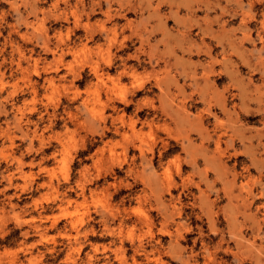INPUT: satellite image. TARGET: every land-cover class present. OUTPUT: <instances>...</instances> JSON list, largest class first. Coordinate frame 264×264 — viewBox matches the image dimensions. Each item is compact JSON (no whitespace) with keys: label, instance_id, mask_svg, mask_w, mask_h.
Listing matches in <instances>:
<instances>
[{"label":"clouds","instance_id":"1","mask_svg":"<svg viewBox=\"0 0 264 264\" xmlns=\"http://www.w3.org/2000/svg\"><path fill=\"white\" fill-rule=\"evenodd\" d=\"M60 2L65 4L64 14H70L68 9L72 5L69 4V0H56L52 8H56ZM3 3L10 4L14 18L24 23L32 16H36L38 20L39 10L35 6L40 3L46 4L47 0H3ZM165 3L171 5L167 14H179L182 9L190 15L203 12L205 17L213 21L217 30L224 29L227 25L226 31L230 33L233 43L244 52L246 66L252 69L243 74L248 82L246 101H241L239 93L233 98L231 91L225 97V107L233 113L235 130L228 126L227 120L224 129L216 127V122L222 117L218 112L209 109L200 122L205 134H192L188 130L195 121L183 115L184 101L191 96V92L187 90V82L180 86L184 89L181 94L180 89L175 85H160L163 89L161 93L152 80L147 78L142 81L137 80V77H147L149 73L153 74L154 80V74L161 70L156 62L157 58L148 56L150 46L156 43L153 39L156 34L150 29L146 30L149 34L145 37L144 51H140L137 48V37L128 32L127 13H137V21H139L140 17H144V13L148 12L149 17H144L148 20L153 14L160 15L158 8ZM114 5L118 7L114 8ZM186 5L189 7H185ZM104 6L107 7L110 19L103 23L108 27L86 36H76L70 44L66 41L62 49L66 53L68 47L79 49L92 41V55L87 57L86 62L99 66L96 73L97 76L103 77V80L97 84L94 82L96 76L91 72L83 74L79 68L76 69V74L81 80L79 86L86 90L98 88L102 99L96 100L94 105L84 103V100L88 99L87 96H81L78 102H73L72 92L76 87L73 85L74 78H69L67 73L64 76L50 77L59 85L68 87V94L65 97L68 103L59 104L57 97L56 102L49 106L42 100L43 107L35 121L37 128L49 129L50 135L55 134L51 129L59 122L60 132L63 134L67 130L75 141L68 160L72 182L65 183L61 179L56 185L61 190V201L66 202L70 198L69 194L75 192L78 197L88 199L91 204V197L85 196L84 191L78 189V184L95 195L106 194L110 198L111 206L119 209L120 214L115 218L104 216L102 226L106 224L112 227L116 225L117 219L119 225H124L125 231L128 230L129 224L135 225L133 256L128 258L127 264H143L135 255L136 250L141 248L150 249V254L158 264H210V261L211 264H241L238 257L233 256L232 260H229L223 255L232 253L234 245L235 251L241 254L247 264H264V91H260L264 89V0H88L87 4L85 0H75V10L82 19H90L93 15L103 13ZM21 7L25 9L24 13H21ZM6 14L7 10L0 7V21H3ZM121 19L125 23L120 24ZM233 21L240 23H232ZM53 31L75 35L74 29L65 28L63 25ZM94 35H99L101 39L92 40ZM109 37L113 39L111 50H109ZM53 47L58 48L60 45L54 44ZM212 47L215 45L213 44ZM98 48L106 52L104 60L95 55ZM230 54V50L226 49L224 55ZM2 56L0 50V69L4 68L5 63ZM174 62V58H169V67ZM109 69L114 72L112 80L124 89L120 96L110 91ZM257 74L260 79L254 80L253 77ZM3 76L4 72L0 71V82ZM41 87L47 90V85ZM5 102L6 98L0 99V115H7L4 111ZM195 104L196 101H193L188 106L189 111L203 114L204 109L195 107ZM48 107L52 108L51 112L47 111ZM93 107L97 109L96 118L90 111ZM249 117L254 120L250 121ZM204 120L207 121L206 124ZM81 122L86 123L85 128L79 127ZM88 128L95 131L89 132ZM234 132L241 133L242 138L240 135L233 138ZM222 133L223 138H220ZM176 135L185 137L181 141L184 148L190 144L196 146L203 144V155L189 164V172L180 173V179L183 180L186 175H191L190 187L197 188L214 198L213 204L217 216L222 214V189L216 188L215 178H209L204 174V169L209 166H223L228 170L229 176L240 175L244 180H248L253 175L252 170L256 171V183L250 186L256 191L250 190L246 196L241 194L242 199L247 200V207L242 209L238 221L231 229L221 227L220 222L215 218L206 227L201 198L197 193L189 191L183 183L175 185L176 195H171L165 189V169H169L173 177L176 176V168L170 161L175 160L178 155L181 164L191 159L188 153H182L180 148L172 144V137ZM27 138L26 133L25 139ZM218 142L224 145L223 158L215 148ZM106 145L108 147H105ZM115 145L122 147H115L114 154H110L109 148ZM48 146L52 147L51 144ZM102 148L104 151L101 157ZM60 152L61 149L55 147L51 155H41L40 149L33 148L29 144L28 151L24 155L33 153L39 155L38 164L33 156L34 166L43 167L47 160L55 163ZM242 154L245 155L244 159L240 158ZM241 169L246 171L241 172ZM84 170H87L89 180L93 182L91 186L81 180L79 174ZM141 177L148 182L150 190L141 186ZM6 179L8 177L0 173V183ZM236 189H239V185H236ZM5 190L0 188V195H3ZM27 190L29 193L33 191L30 187ZM144 194L148 195V199L146 201L141 199L137 205V197ZM253 204H255L254 208ZM3 206H6L5 201L0 200V239L13 232L14 229L9 228L8 224L24 229L13 237V240H18L15 248L18 253L15 256V264H35L32 252L41 241L29 242V240L41 232H46L47 229H41L33 222L31 213L34 209L31 204H26L19 213L15 211L18 206L13 205L7 214H4ZM132 206L142 207L148 213L154 208L165 207L169 217L165 231L171 233V239L162 242L155 239L152 234L146 235L145 226L139 221L132 220L130 214L125 213V209H130ZM44 211L45 209L41 207L40 212ZM49 211L55 215L56 208L52 207ZM18 215L22 217L19 220L16 219ZM151 219L153 228H157L162 222L159 216H152ZM119 225L116 226V231H119ZM93 230L94 225L89 224L86 231ZM178 230L180 238H183L186 232L191 233V238L183 245L177 238ZM213 237L216 238L215 241ZM112 244L116 246L117 242L114 240ZM104 260L105 264H111L107 256ZM82 264H88V261H82Z\"/></svg>","mask_w":264,"mask_h":264},{"label":"rangeland","instance_id":"2","mask_svg":"<svg viewBox=\"0 0 264 264\" xmlns=\"http://www.w3.org/2000/svg\"><path fill=\"white\" fill-rule=\"evenodd\" d=\"M55 2L56 0H47L46 4H37L35 7L39 10V19L32 16L28 21L20 23L17 18H14L11 5L4 4L3 0H0V7L7 10L3 21H0V50L3 53L2 59L5 61L4 68L0 69L4 72L3 80L0 82V99L6 98L4 111L7 113V115H0V173L8 177L3 183H0V188L6 189L3 195H0V200L5 201L6 205L3 206V212L7 214L13 205L18 206L15 209L17 213L26 204L33 206L34 210L31 213L33 222L38 224L41 229H47L46 232H41L29 240V242L41 241L32 252L35 264H82V261H88V264H105V256L109 258L111 264H127L128 258L133 256L135 225L129 224L128 230L125 231L124 225H119L117 219L116 225L112 227H108L106 224L102 226V218L104 216L118 217L119 209L111 206L110 198L106 194L95 195L88 192L87 188H81L79 184L77 185L78 189L84 191L85 196L91 197V204L88 199H81L75 192L69 194L70 198L66 202H62L60 199L61 190L56 185L60 183L61 179L65 183L72 182L73 177L69 173L68 160L75 141L67 130L63 134L60 132L59 122L51 129L55 133L54 135L49 134V129L41 130L35 126V121L43 107L42 100L49 106L56 102L57 97H59V104L68 103L65 98L68 94V87L59 85L55 79H50V77L64 76L67 73L69 78H74L73 85L76 87L72 92L73 102H78L81 96L88 97L84 100L86 105L89 103L94 105L96 100L102 99L98 88L86 90L79 86L81 80L77 78L76 74V69L79 68L83 74L91 72L93 76H96L95 83L100 84L103 80V77L97 76L96 73L99 66L86 62L87 57L92 55V41L79 49L68 47L66 53L62 49L66 41L70 44L76 36H86L103 31L108 27L103 23L110 19L107 7L104 6L103 13L93 15L90 19H82L75 10V0H69V4L72 5L68 9L70 14H64L65 4L63 2L58 3L56 8H52ZM85 3L87 4L88 0H85ZM113 7L117 8L118 6L114 5ZM170 7L169 3L161 5L158 8L160 15L153 14L148 20L144 19V17H149L148 12H145L144 17H140L139 21H137V13H127L128 32L137 37V48L140 51H144L145 37L149 34L146 30L150 29L156 34L153 37L156 43L150 46L148 56L157 58L156 62L161 70L154 74V80L152 73H149L147 77H137V80L142 81L145 78L152 80L161 93H163V89L160 85H175L180 89L181 94L184 89L180 86L187 82V90L191 92V96L184 101L183 115L185 118L195 121L192 128L188 130L192 134H205L200 122L202 116H206L209 109L218 112L222 117L216 122V127L224 129L227 120L228 126L235 130L236 125L232 120L233 113L225 107V97L231 91L233 98L239 93L241 101H246L248 82L243 74L252 71V69L246 66L244 52L233 43L230 33L226 31L227 25L224 26V29L217 30L213 21L205 17L203 12L190 15L182 9L179 14H167ZM185 7H189V5ZM49 9L52 10L49 11ZM20 11L24 13L25 9L21 7ZM119 23L123 24L125 21L121 19ZM232 23H240V21ZM61 25L74 29L75 35L72 36L63 31H53ZM99 39H101L99 35L92 37V40ZM108 43L109 50H111L112 37H109ZM54 44H58L60 47H53ZM213 44L215 47H212ZM245 47L248 46L245 45ZM226 49L230 50V55H224ZM95 55L102 60L106 58V52L99 48L96 49ZM169 58L175 60L171 67L168 65ZM108 71L111 82L110 91L117 96L122 95L124 89L112 80L113 70L109 69ZM253 79L259 80V74ZM177 81L179 82L177 83ZM41 85H47V90ZM260 91H264V89ZM193 101H196L195 107L204 109L203 114L189 111L188 106ZM47 111L51 112L52 108L48 107ZM90 111L96 118L97 109L93 107ZM69 119H72L71 115ZM248 119L254 120L251 117ZM204 123L206 124L207 121L204 120ZM79 127L85 128L86 123L81 122ZM87 130L95 131L92 128ZM26 133L27 139H25ZM223 135L222 133L220 138H223ZM237 135L242 138L241 133L235 132L233 138ZM184 138L181 135L173 136L172 144L180 148L182 153H188L191 159L181 164L178 155L175 160L170 161L176 168V176L173 177L171 171L165 169V189L171 195H176L175 185L183 183L189 191L197 193L201 198V209L204 210L206 227L215 218L220 222L221 227L231 229L238 221L242 209L247 207V200L242 199L241 194L246 196L250 190L256 191L254 187L250 188L256 183V171L252 170L253 175L248 180H244L240 175L229 176L228 170L223 166H209L204 169V174L209 178H215L216 188L222 189V214L217 216L213 204L214 198L207 196L205 192L199 191L197 188L190 187L191 175H186L183 180L180 179V173L189 172V164L195 162L198 156L203 155V144L200 146L190 144L184 148L181 145ZM29 144L33 148L40 149L41 155H51L55 147H59L61 152L55 163L52 160H47L43 167H36L33 156H35L37 164L40 161V156L35 153L24 155L28 151ZM49 144L52 147H49ZM115 147L122 146H112L109 148L110 154H114ZM223 147L224 145L219 142L215 145L221 158L225 156L222 151ZM103 151V148L100 149L101 157ZM240 158L244 159L245 155L242 154ZM205 159L208 158L205 157ZM240 171L246 170L241 169ZM79 175L84 184L91 186L93 182L89 180L87 170ZM140 182L142 187L150 190V185L142 177ZM236 185H239L238 190ZM29 187L33 189L31 193L27 190ZM141 199L146 201L148 195L138 196L137 205ZM54 200L55 203H53ZM257 203L259 202L257 201ZM41 207L45 209L43 213L40 212ZM52 207L56 208L55 215L49 211ZM252 207L254 208L255 204ZM125 213L130 214L132 220L139 221L145 226L146 235L152 234L155 239L162 242L171 239V233L165 231L169 220L165 207L154 208L151 213H148L142 207L132 206L130 209H125ZM152 216H159L162 221L157 228L152 227ZM21 218L19 215L16 217L17 220ZM89 224L94 225L92 232L86 231ZM117 225H119V231L115 230ZM8 227L14 230L0 239V264H15V256L18 254L15 248L18 245V240H13V237L24 230L15 228L14 224H8ZM35 230L34 228L33 231ZM176 235L181 245L191 238V233L187 232L184 233L183 238H180L179 230ZM215 239L213 237V241ZM114 240L117 242L116 246L112 244ZM150 253V249L141 248L136 250L135 255L143 264H158V261ZM223 255L229 260L236 256L240 259L241 264H247L241 254L235 251V245L232 253ZM167 258L165 257V259Z\"/></svg>","mask_w":264,"mask_h":264}]
</instances>
